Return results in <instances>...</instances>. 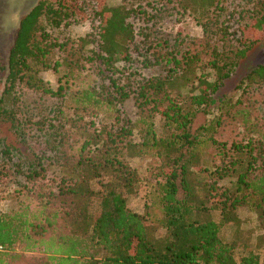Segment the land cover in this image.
Wrapping results in <instances>:
<instances>
[{"label":"trees","instance_id":"obj_1","mask_svg":"<svg viewBox=\"0 0 264 264\" xmlns=\"http://www.w3.org/2000/svg\"><path fill=\"white\" fill-rule=\"evenodd\" d=\"M263 33L264 0H39L0 54V264H264Z\"/></svg>","mask_w":264,"mask_h":264},{"label":"rangeland","instance_id":"obj_2","mask_svg":"<svg viewBox=\"0 0 264 264\" xmlns=\"http://www.w3.org/2000/svg\"><path fill=\"white\" fill-rule=\"evenodd\" d=\"M39 0H0V54L3 57H6L10 47L13 44V41L16 36L20 19L38 2ZM108 5H115L117 0H106ZM86 26L78 28L73 32L74 37L82 36L85 33ZM183 29L192 36L199 37L201 36V28L193 20H186L183 25ZM252 35V34H251ZM264 35V33H263ZM262 35V36H263ZM259 36V35H258ZM261 36V38H262ZM251 37V36H250ZM258 38V37H256ZM260 61L261 56L258 52L253 53L248 57V61ZM60 71L50 70L42 75V77L48 82L53 90L57 87V80ZM232 87V82L226 87V91ZM203 121V116L199 115L196 121V124H199ZM131 165L134 166L141 177L144 179L150 170L151 163L149 160L144 159H135L131 161ZM0 186L3 191L0 195V214L12 212L16 210V201L9 199L7 196L9 189L21 188L23 186V180L17 179L14 177L12 170L6 162L0 163ZM96 189H99V185L96 183L94 185ZM127 206L139 213H143L144 200L143 193L139 191V194L136 196L127 197ZM239 216L241 219H245L246 222L243 224V227L250 230L254 229L256 226L255 217L248 210H239ZM255 233L252 235L251 241L254 243L257 230H254ZM234 233V228H223L221 231V238L225 241H231ZM261 260L264 261V249L259 251Z\"/></svg>","mask_w":264,"mask_h":264}]
</instances>
